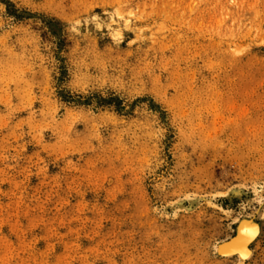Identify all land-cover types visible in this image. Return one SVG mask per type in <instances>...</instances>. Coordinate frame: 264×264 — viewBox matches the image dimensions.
Masks as SVG:
<instances>
[{"label": "rangeland", "instance_id": "obj_1", "mask_svg": "<svg viewBox=\"0 0 264 264\" xmlns=\"http://www.w3.org/2000/svg\"><path fill=\"white\" fill-rule=\"evenodd\" d=\"M0 264H264V0H0Z\"/></svg>", "mask_w": 264, "mask_h": 264}, {"label": "bare ground", "instance_id": "obj_2", "mask_svg": "<svg viewBox=\"0 0 264 264\" xmlns=\"http://www.w3.org/2000/svg\"><path fill=\"white\" fill-rule=\"evenodd\" d=\"M242 249V248H241Z\"/></svg>", "mask_w": 264, "mask_h": 264}]
</instances>
